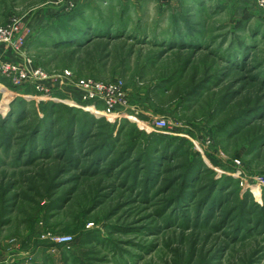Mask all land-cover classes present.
Wrapping results in <instances>:
<instances>
[{"label":"rangeland","instance_id":"374dc122","mask_svg":"<svg viewBox=\"0 0 264 264\" xmlns=\"http://www.w3.org/2000/svg\"><path fill=\"white\" fill-rule=\"evenodd\" d=\"M59 1L0 0V59L59 78H0V264H264V4Z\"/></svg>","mask_w":264,"mask_h":264},{"label":"built area","instance_id":"2783aa9c","mask_svg":"<svg viewBox=\"0 0 264 264\" xmlns=\"http://www.w3.org/2000/svg\"><path fill=\"white\" fill-rule=\"evenodd\" d=\"M259 1L261 4H264V0ZM59 4H65L66 10L71 11L77 7L78 0H60ZM14 29L15 27L0 28V42L12 43L10 39ZM53 77L54 76L48 75L41 68L30 69V67L25 65L24 67H19L0 59V78L7 79L8 81L10 80L14 85H23L26 83H33V85H57L59 78L53 79ZM81 85H83L82 89L85 92V94L82 93V98L97 101L96 103H98V105L103 104L105 112L107 113L115 112L119 110L121 106L126 107V105H129L126 100V84L120 79L114 80L108 84L89 79L83 81ZM40 88L44 89L42 87ZM45 90L47 89L45 88ZM129 108L132 107L129 106ZM154 121L159 128L171 127L169 120L164 117H154ZM256 180H258L259 183L261 182V185L264 186V177H257ZM71 240V237L63 236L60 242L68 243Z\"/></svg>","mask_w":264,"mask_h":264},{"label":"crops","instance_id":"0c3cea01","mask_svg":"<svg viewBox=\"0 0 264 264\" xmlns=\"http://www.w3.org/2000/svg\"><path fill=\"white\" fill-rule=\"evenodd\" d=\"M80 2H81L82 10L85 12V11H88L87 10L88 8L92 7L93 0H82ZM35 37H36V35L34 36V38Z\"/></svg>","mask_w":264,"mask_h":264},{"label":"trees","instance_id":"16d2710c","mask_svg":"<svg viewBox=\"0 0 264 264\" xmlns=\"http://www.w3.org/2000/svg\"><path fill=\"white\" fill-rule=\"evenodd\" d=\"M95 30H97V31H98V30H102V29L96 28ZM101 35H102V34H101ZM101 35H98V36H101Z\"/></svg>","mask_w":264,"mask_h":264}]
</instances>
